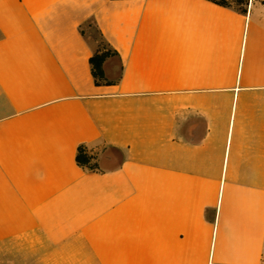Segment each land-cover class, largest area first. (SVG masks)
Returning a JSON list of instances; mask_svg holds the SVG:
<instances>
[{"label": "crops", "instance_id": "0c3cea01", "mask_svg": "<svg viewBox=\"0 0 264 264\" xmlns=\"http://www.w3.org/2000/svg\"><path fill=\"white\" fill-rule=\"evenodd\" d=\"M0 264H264V0H0Z\"/></svg>", "mask_w": 264, "mask_h": 264}, {"label": "trees", "instance_id": "16d2710c", "mask_svg": "<svg viewBox=\"0 0 264 264\" xmlns=\"http://www.w3.org/2000/svg\"><path fill=\"white\" fill-rule=\"evenodd\" d=\"M216 4H219L224 7L231 8L240 13H246L249 0H210ZM91 21H88L86 24L80 27V31L82 35H84L87 39V34L84 29L85 25H89ZM92 24V23H91ZM96 32L100 37L99 46H94V50L92 55L89 58V63L91 67V73L94 78V82L97 85L100 84H109L110 80L107 79L104 63L108 57H113L116 55V51L112 49V47L108 44L106 40L102 37L99 30L95 27ZM89 41V40H88ZM76 161L78 165L83 167L84 169L91 171L100 170L98 166V162L96 160V155L90 151L88 146L79 145L76 152Z\"/></svg>", "mask_w": 264, "mask_h": 264}, {"label": "rangeland", "instance_id": "374dc122", "mask_svg": "<svg viewBox=\"0 0 264 264\" xmlns=\"http://www.w3.org/2000/svg\"><path fill=\"white\" fill-rule=\"evenodd\" d=\"M84 29L86 31L90 43L93 44L94 46H99L100 37L96 32L95 27L90 23L89 25H85Z\"/></svg>", "mask_w": 264, "mask_h": 264}]
</instances>
